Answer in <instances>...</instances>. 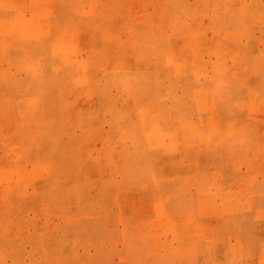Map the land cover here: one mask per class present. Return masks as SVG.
<instances>
[{
    "label": "rangeland",
    "instance_id": "1",
    "mask_svg": "<svg viewBox=\"0 0 264 264\" xmlns=\"http://www.w3.org/2000/svg\"><path fill=\"white\" fill-rule=\"evenodd\" d=\"M9 1H11L9 6L3 2L0 4L1 7H5L4 10L12 12V15L0 19V42L3 43L1 53L5 52L9 45L7 39L13 38L15 34L18 37L25 34L33 41H42L41 36L44 33L55 32L54 37L60 38L52 46L50 45L48 52L54 58L65 62L66 66H75L76 75L71 77L72 75H67L66 71L64 75L66 78L63 79L61 86L56 82L54 87L65 90L67 80L70 92L73 94L81 92V94L68 98L66 109L62 107L60 100L59 103L56 100L50 101L48 105L50 104L51 108L49 107L50 111H48L45 106H41L44 100L40 91L36 93L34 86L20 82V89L28 94L33 92L34 95L33 98L16 100L23 110L20 117L22 123L17 127L31 126L32 130L15 131L9 127L8 123L0 124V264H113L118 261L113 258L123 256L128 249H140L141 235L148 229L152 236L166 235L172 239L176 232L180 233L175 228V217L171 212L160 209L159 206L152 208L150 200L152 189H156L161 184L166 189L162 197L169 199L175 189L199 185L198 181L201 185H206V180H195L190 176L182 179L174 177V170H177L174 163L149 164L145 168L135 166L134 177L129 179L95 177L96 174L101 173L100 171L96 173L95 169L109 170L118 165L116 162L101 163L99 153H111L115 156V160L121 154L116 152L117 148L108 146L102 148V151L97 148L98 156H94V146L90 141H85V136L88 140L98 139V142L105 140L110 134L100 129L103 126L107 128L106 124L123 123L127 119L137 121V112H147L149 108L157 106L162 112L166 111L167 120H164L162 114L160 117L156 116L157 109H155L156 119L145 114L138 115L139 129L142 130L139 136L154 143L150 149H157L156 140L161 138L162 144L165 143L164 140L171 144L173 140L179 138L177 137L179 133L181 138H189V131L186 128L174 131L172 134L155 128L158 123L165 125L167 121L188 126L190 90H211L213 87L217 89L222 82L217 78L207 79L198 73L196 77L201 81L204 79V85L198 84L193 87L189 79V82L183 84L181 88L185 92L176 97V89L173 86L165 85L155 79L157 74L168 75L169 73L172 76L174 73L177 76H185L186 73L192 72L195 76L196 71H192L191 66L196 69L200 62L209 66L221 78L237 75L241 69H246L250 75L259 78L262 87L264 85V40L260 37L255 38L254 32L244 27L253 29L264 24V4H256V1L252 0L248 5H237L235 0L233 7L235 14H231L228 20L232 26L243 27L241 31L246 45L245 48L227 50L228 48L218 45L219 39L223 41L220 36L210 40L211 44L206 48L203 44L195 42V39H200L207 31H213V27L218 28L217 21L208 19L213 10L211 0H148V2L130 0L129 10L135 17L140 18V21L137 20L134 24H142L146 28L154 25L152 18L146 16L152 11L159 9L177 11L180 14L178 21L167 19L165 23L161 22L160 26L166 27L167 34L170 29L181 30L177 38L166 35L168 42L178 41L176 44L181 45L177 47L173 44L164 52H155L160 56L154 59L161 62L154 66L139 68L136 66L139 61L135 60L132 68L134 70L133 104L128 107L126 100L120 98L123 89L110 86V83L106 82L110 73L108 62L107 65L95 67L85 60L76 58L79 53L76 43L67 42L74 38L72 35L75 33L73 31L75 26L70 25L68 28L69 26L53 17L51 21L45 23L37 15L41 13L40 10L35 13L30 9L33 14L31 18L21 17L25 7L20 0ZM49 1L38 0L42 6ZM90 2L89 15L104 11L99 6L102 5L101 1L90 0ZM42 10L45 16L53 14L52 8ZM228 14L229 9L226 15L220 16L224 24L228 22ZM52 24H56L54 29H51ZM130 24L135 27L133 21H130ZM89 32L94 33L93 29ZM133 35L131 47H136L140 38L144 40V43L147 42L142 33H133ZM194 36L195 39H193ZM225 37L228 36L225 35ZM100 39L105 41L106 35ZM220 41L219 43L222 44ZM143 45L146 46V44ZM148 46L159 49L149 39ZM259 46H261L260 49H258ZM120 47L125 46L120 44ZM22 50L25 53L24 60L8 55V67L5 70L0 69V75L19 74L18 69L25 73L30 71L37 76L35 84L39 86L41 84L39 89H43L48 82L42 52H38L34 46L23 47ZM122 52L127 61L128 52ZM240 60L241 63L237 64ZM250 61H253V64ZM246 63H250V66ZM163 64L165 66H162ZM56 71L54 68L53 73ZM100 80H102L101 85H99ZM261 87L257 89L261 91ZM111 91L118 92L116 97L119 100L110 98ZM202 101L206 102L199 103V109L208 112V108L211 107L209 100ZM26 107L30 108V112L26 114L28 118L25 115ZM130 108L136 115L133 114L127 118L128 113H131V111L128 112ZM63 110L66 115L62 114ZM244 111L248 115L245 126L250 128L246 127L245 131H241V135L253 138L252 146L261 145L262 152L254 149V154H260L263 157L264 97L258 100L253 97L245 105ZM255 124L261 126L263 130L261 133L253 132L254 138L251 128L256 129ZM63 127L68 130V132L64 131L66 134L64 136ZM205 129L208 130L207 127ZM214 132L215 129L211 127L206 131L210 136H214ZM63 138L66 140L65 145H62ZM81 138L80 145L78 140ZM202 138H205V135H202ZM161 147L166 146L163 144ZM137 149L139 148L134 147L135 153L140 150ZM173 150L179 154L177 146ZM80 151L82 155L79 157ZM85 151L86 154H84ZM123 154L128 152L124 150ZM256 164L257 168L263 165ZM251 165L248 164L249 167ZM160 167H162L161 170H165V173L163 177L158 178L157 170ZM145 170L149 172L150 177L142 179L139 177L140 171ZM218 181L220 180L210 181L209 186L219 188L222 185ZM236 182L237 180L229 185L231 187L240 185L247 189L257 185L264 186V180L259 182L254 177L242 180L240 183ZM230 189L231 191L222 195L221 198L218 193L215 194L221 203L226 202L228 198L233 201L239 199V191L235 188ZM248 198L245 199L246 203ZM189 222H183L181 225H189ZM193 229L197 233L202 230L197 226H193ZM186 230L189 231V228L186 227ZM132 238L135 241L131 242ZM262 262L264 264V260Z\"/></svg>",
    "mask_w": 264,
    "mask_h": 264
},
{
    "label": "crops",
    "instance_id": "2",
    "mask_svg": "<svg viewBox=\"0 0 264 264\" xmlns=\"http://www.w3.org/2000/svg\"><path fill=\"white\" fill-rule=\"evenodd\" d=\"M22 1L20 0L25 9L21 17L31 18L32 12L36 13L40 10L41 13L37 15L45 23L51 21L53 17L69 26L68 28H70V25L75 26L73 30L75 33L72 35L74 38L71 41H68L67 38L66 40L68 43H76L79 52L76 58L85 60L88 64H93L95 67L107 65L106 63L108 62L110 73L106 82L110 83V86L123 89L120 98L126 100L128 107L133 104L134 70L132 68L135 60L139 61L136 63L139 68L154 66L161 62L154 59L160 56V54L157 55L155 52H164L167 48H171L173 44L177 45V47L181 45L176 44L178 41L168 42L166 36L177 38V35L181 34V30L170 29L167 34L166 27L160 26V23H165L167 19L169 21L172 19L178 21L180 14L177 11H166L165 9L152 11L146 16L152 18L154 25L151 28H146L142 24H134L135 21H140V18L135 17L132 11L129 10L130 0H98V2L101 1L102 5L99 6L104 11H97L96 14L92 13L91 15L88 12L91 7L90 0H50L43 6L38 0ZM142 1L148 2V0ZM251 1L237 0L236 3L237 5H248ZM255 1L256 4H264V0ZM2 2L9 6L11 1L0 0V4ZM210 2L213 10L209 14L210 17L208 19L217 21V24H219L218 28L213 27V31H207L200 39H195L196 37L194 36L195 42L200 45L203 44L204 48H206L210 46V40L212 41L213 38L220 36L223 39V41L219 39L222 44L219 41L217 43L222 48H228L227 50L245 48L246 43L241 31L243 27L232 26V23L228 20L231 14H235L233 9L235 0H211ZM4 8L0 5V19L12 15L10 10H4ZM43 8H52L53 14L45 16ZM228 9V22L224 24L220 16L226 15ZM130 21H133L135 27L131 26ZM51 26V29H54L56 24ZM247 27L244 28L254 32L255 38L260 37L261 40H264V24L253 29ZM91 29L94 31L93 34L89 32ZM54 33H44L41 36L42 41H33L27 38L25 34H21L19 37L15 34L13 38L7 39L9 45L3 53H1V44L3 43L0 42V69L5 70L8 67V55L23 61L25 53L22 48L34 46L38 52H42L41 56L44 58L43 66L46 68V79L48 82L45 87L44 85L42 86L44 87L43 89H39L41 84L40 86L38 83V85L35 84L37 76L30 71H27L26 74L25 71H20L19 69V74H15L12 69L13 75H0V124L8 123L10 124L9 127L15 131L20 129L25 131L32 130L31 126L22 127L20 125L19 128L17 127L18 124L22 123L20 117L23 110L16 100L33 98L34 95L33 92L28 94L20 89L21 81L34 86L36 93L40 91L44 100L41 102V106H45L48 111L51 108L50 104L48 105L50 101L56 100L59 103L60 100L62 107L66 109L67 99L81 94V92H77V94L71 93L67 80V86L65 87L64 85L65 90H61L60 87H54L57 83L61 86L63 79L66 78L64 77L66 71L67 75H72L71 77L76 75L75 66H66L65 62L59 58H54L48 52L50 45L52 46L60 38L58 36L55 38ZM133 33H142L143 38L147 42L144 43V40L140 38L137 48L135 46L131 47ZM222 34L228 37L222 36ZM103 35H106L107 39L105 41L100 39ZM148 39L159 49L149 48ZM120 44L125 47H120ZM143 44H146V46ZM261 46L257 48L260 49ZM122 51L128 52L127 61L124 59ZM239 63H241V60L237 62V64ZM162 66H165V64ZM229 66L232 65L229 64ZM54 68L57 70L55 73H53ZM191 70L196 71L195 76L192 72L186 73L185 76H177L175 73L172 76L169 73L170 75L157 74L155 79V81H160L165 85L173 86L176 89V97L181 96L185 92L181 88L183 84L189 82V79L193 87L198 84L204 85V79L201 81L196 77L198 73L204 75L207 79L217 78L222 82L217 89L213 87L211 90H190L191 101L188 110V126L167 121L165 125L158 123L155 128L158 131H168L170 132L169 134L186 128L189 131V138H181L179 133L177 136L179 138L173 140L171 144L164 140L165 143L163 144L166 147H161L163 145L161 138L156 140L158 148L151 150L150 148L154 143L147 138L145 139V137H140L142 130L139 129L140 124L138 122H140L139 116L143 114L153 119H156L158 115L160 117L162 114L164 115V120H167L166 111L162 112L157 106L149 108L147 112H137L136 114L139 116L132 112L130 108L128 112L131 111V113H128L127 118L135 114L137 121H129L127 119L123 123L112 122L108 125L106 124L107 128L103 126L100 129L102 132H109L110 134L105 140L98 142V139L88 140L85 136V141H90L94 146V156H98V149L102 151V148L108 146L117 148L116 152L121 154L115 160V156L111 153H99L101 163L113 164L116 162L118 165L116 168L109 170L95 169L96 173L99 171L105 173L96 174L95 177L129 179L134 177L133 169L135 166H144L145 168L149 164L174 163L177 169L174 170V177L182 179L190 176L195 180H206V185H201V182L198 181L199 185L175 189L169 199L162 197L166 189L161 184L156 189H152L150 193L152 208L153 206H159L163 211L171 212L175 217V228L180 233L175 230L176 234L170 239L166 235L152 236L148 229L141 235L140 249H128L123 256L113 258L118 260L113 264H263L264 204L261 203V199H264V186L257 185L247 189L240 185L231 187L229 184L235 180H237L236 183H240L250 177L256 178L259 182L264 180V156L261 157L260 154H254L255 150L262 152V146H252L251 140L253 138L241 135V131H245V128L248 127L245 126L248 116L244 111L245 105L253 97L257 100L264 97V85L261 87L259 78L250 75L246 69H241L237 75L228 76L229 78L217 76L209 66L207 67L205 63L201 62L198 63L196 69L191 66ZM48 72L49 74H47ZM95 84L97 86V83ZM101 84L102 80L99 82V85ZM258 87H261V91L257 89ZM109 95L111 99L119 100L116 97L118 96L117 91H111ZM206 99L211 104L208 112L207 110L205 112L201 111L198 106L199 103L205 104L204 102L206 101L202 100ZM155 109H157L158 113ZM25 112V115L28 114L30 108L26 107ZM62 112V114L66 115L64 110ZM26 117L28 118V115ZM255 126L256 129L251 128L254 138L255 134L253 132L261 133L263 130L261 126H257V124ZM205 127L208 130L209 127L214 128V136L208 135L206 133L208 130ZM64 131L68 132V130L63 127V136L66 135ZM194 133L196 135L193 136ZM202 135H205V138H202ZM78 141L81 145L82 138ZM64 142L66 140L63 138L62 145H65ZM176 146L179 149V154L173 150ZM134 147L140 150L137 149L139 151L135 153ZM124 150L128 154H123ZM87 152L91 151L87 150ZM84 154H86V151ZM81 155L82 152L80 151L79 157ZM119 163L121 164L119 165ZM256 163L263 165L257 168ZM248 164L252 165L249 167ZM161 168L157 170L158 178L163 177L165 173V170H161ZM148 173L146 170L140 171L139 177L142 179L149 178L150 175ZM214 180H220L218 183L222 186L219 188L209 186L210 181ZM230 188H235V190L239 191V199L233 201L228 198L226 202L221 203L215 194L218 193L221 198L222 195L231 191ZM247 197H249L248 203L245 202ZM183 222H189V225L182 226L181 223ZM193 226L201 227L202 230L197 233L194 231ZM186 227L189 228V231L186 230ZM133 241H135L134 238H132L131 242ZM121 259L123 261H120Z\"/></svg>",
    "mask_w": 264,
    "mask_h": 264
},
{
    "label": "bare ground",
    "instance_id": "3",
    "mask_svg": "<svg viewBox=\"0 0 264 264\" xmlns=\"http://www.w3.org/2000/svg\"><path fill=\"white\" fill-rule=\"evenodd\" d=\"M262 17V16H261ZM250 62H252L251 64H253V61H250ZM255 63V62H254ZM246 64H248V63H246ZM257 64V63H256ZM249 66H250V63L248 64ZM248 65H247V67H248ZM244 66L246 67V65H245V63H244ZM250 68V67H249ZM239 134V133H238ZM236 135V134H235ZM261 203H263L264 204V199L263 200H261ZM204 229V228H203ZM211 235V234H210ZM188 252H190V251H188ZM192 252V251H191Z\"/></svg>",
    "mask_w": 264,
    "mask_h": 264
}]
</instances>
